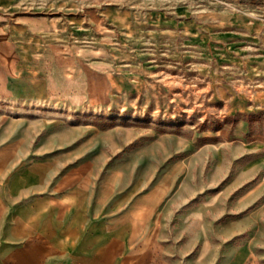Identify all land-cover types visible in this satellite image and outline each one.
Here are the masks:
<instances>
[{
    "label": "crops",
    "instance_id": "crops-1",
    "mask_svg": "<svg viewBox=\"0 0 264 264\" xmlns=\"http://www.w3.org/2000/svg\"><path fill=\"white\" fill-rule=\"evenodd\" d=\"M244 5L140 18L0 0V264H253L250 242L230 241L244 215L211 230L180 146L125 150L114 130L70 121L127 87L135 56L161 53L200 64L233 136L264 143V4Z\"/></svg>",
    "mask_w": 264,
    "mask_h": 264
},
{
    "label": "rangeland",
    "instance_id": "rangeland-1",
    "mask_svg": "<svg viewBox=\"0 0 264 264\" xmlns=\"http://www.w3.org/2000/svg\"><path fill=\"white\" fill-rule=\"evenodd\" d=\"M65 2L117 5L133 10L140 18L157 9L203 16L240 11L245 2L264 4V0ZM133 61L127 87L125 84V88L112 94L111 102L85 108L70 121L79 119L114 130L125 150L142 145L156 150L161 141L170 149L180 146L183 168L198 176V203L214 205L204 213V218L213 222L211 230L227 217L244 215L245 225L230 241L250 242L253 264H264V143L255 141L254 132L233 136L237 116L227 114L223 103L216 99V83L203 73L200 64L197 68L193 62L173 60L161 53L147 58L137 55ZM247 140L249 143L245 144ZM214 244L218 245L217 241Z\"/></svg>",
    "mask_w": 264,
    "mask_h": 264
}]
</instances>
